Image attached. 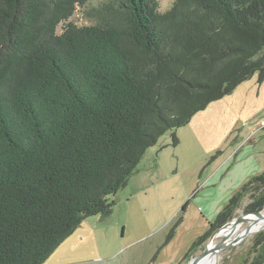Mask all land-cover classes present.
I'll list each match as a JSON object with an SVG mask.
<instances>
[{"label": "trees", "instance_id": "obj_1", "mask_svg": "<svg viewBox=\"0 0 264 264\" xmlns=\"http://www.w3.org/2000/svg\"><path fill=\"white\" fill-rule=\"evenodd\" d=\"M0 0V264H45L108 217L146 152L258 75L264 0ZM62 26V32L59 28ZM264 210V172L236 192L183 261ZM250 256L253 257L252 262ZM243 264H264V231Z\"/></svg>", "mask_w": 264, "mask_h": 264}, {"label": "rangeland", "instance_id": "obj_2", "mask_svg": "<svg viewBox=\"0 0 264 264\" xmlns=\"http://www.w3.org/2000/svg\"><path fill=\"white\" fill-rule=\"evenodd\" d=\"M101 1L90 0L86 9L78 7L70 21L93 25L97 19L91 9ZM157 2L164 13L174 0ZM199 116L214 120L212 126L201 123L202 129H213L203 141L196 133ZM177 136L178 147L171 146L169 132L146 152L138 172L111 198L115 201L111 215L85 220L45 264H180L229 202L232 190L264 172V83L258 84L255 75L199 112ZM248 201L247 197L234 220L247 214ZM256 234L220 254L217 264H243Z\"/></svg>", "mask_w": 264, "mask_h": 264}, {"label": "water", "instance_id": "obj_3", "mask_svg": "<svg viewBox=\"0 0 264 264\" xmlns=\"http://www.w3.org/2000/svg\"><path fill=\"white\" fill-rule=\"evenodd\" d=\"M249 215H258L264 219L263 211L262 212H249V213L245 214L244 216H242L241 218L233 220L232 222L226 224L225 226H223L222 228H220L219 230H217L215 232V234L210 238L209 243L207 244L205 250L202 251L199 255H197V257H195L191 261L190 264H199L202 260H204L205 258L209 257L212 254L220 255L222 253H225V252L229 251V249L241 244L251 234L257 233L255 235V237L253 238V241H254V239L257 237V235L264 231V220L260 223V225H259L260 228L256 232H253L254 231L253 230V231H251L245 235L241 234L239 236H234V232L236 231L238 226L241 224L242 219L246 218ZM229 228H232V233L223 237V239L219 243H217L213 247H211V244L217 238L221 237L222 233L224 231L228 230Z\"/></svg>", "mask_w": 264, "mask_h": 264}, {"label": "bare ground", "instance_id": "obj_4", "mask_svg": "<svg viewBox=\"0 0 264 264\" xmlns=\"http://www.w3.org/2000/svg\"><path fill=\"white\" fill-rule=\"evenodd\" d=\"M263 215H264V213H263ZM263 220L264 219L258 215L247 216L246 218L242 219L241 224L238 226V228L234 232V236H239L241 234L245 235V234H247L253 230H254L253 232H256L260 228L259 225ZM243 226H247V227L244 228L241 232H239V229ZM230 233H232V228H229L228 230L224 231L222 233L221 237H225V236L229 235ZM214 245L215 244L213 242L211 244V247H213ZM219 259H221V255L212 254L209 257L202 260L199 264H216L219 261Z\"/></svg>", "mask_w": 264, "mask_h": 264}, {"label": "crops", "instance_id": "obj_5", "mask_svg": "<svg viewBox=\"0 0 264 264\" xmlns=\"http://www.w3.org/2000/svg\"><path fill=\"white\" fill-rule=\"evenodd\" d=\"M235 92V91H234ZM197 118V117H196ZM197 120H198V124H199V126L197 125V123H196V133H197V136H198V139L200 140V136H201V139H202V141L203 140H206V138H207V133L209 132V131H213V129L212 128H204V129H202L203 127L201 126V123H205V125L206 126H212V124H213V121L214 120H210V122H208V121H206L204 118H202L201 116H199V118H197ZM192 122V121H191ZM191 124V123H190ZM177 134V133H176ZM212 136H213V133H212ZM206 137V138H205ZM243 140H241V143L239 144V146L241 145V144H243ZM239 146H237V147H239ZM249 177V176H248ZM252 177V176H251ZM243 185V182L238 186V188H235L234 190H232V195H231V197L237 192V191H239L240 190V188H241V186ZM213 222V221H212ZM211 222V223H212ZM210 223V222H209ZM208 223V224H209ZM209 227V226H208Z\"/></svg>", "mask_w": 264, "mask_h": 264}, {"label": "flooded vegetation", "instance_id": "obj_6", "mask_svg": "<svg viewBox=\"0 0 264 264\" xmlns=\"http://www.w3.org/2000/svg\"><path fill=\"white\" fill-rule=\"evenodd\" d=\"M218 230H219V229H218ZM215 232H216V231H215ZM215 232L212 234V236L215 234ZM212 236H211V237H212ZM211 237H210V238H211ZM210 238H209V240H210ZM209 240L205 243V245L209 243ZM205 245H204V246H205ZM204 246H203V247H204ZM206 246H207V245H206Z\"/></svg>", "mask_w": 264, "mask_h": 264}]
</instances>
